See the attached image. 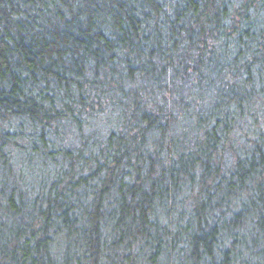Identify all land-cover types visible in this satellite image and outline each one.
Returning a JSON list of instances; mask_svg holds the SVG:
<instances>
[{
	"label": "trees",
	"instance_id": "obj_1",
	"mask_svg": "<svg viewBox=\"0 0 264 264\" xmlns=\"http://www.w3.org/2000/svg\"><path fill=\"white\" fill-rule=\"evenodd\" d=\"M0 264H264V0H0Z\"/></svg>",
	"mask_w": 264,
	"mask_h": 264
}]
</instances>
